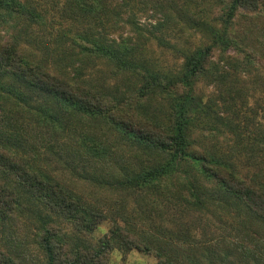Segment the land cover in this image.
I'll use <instances>...</instances> for the list:
<instances>
[{"label":"rangeland","instance_id":"obj_1","mask_svg":"<svg viewBox=\"0 0 264 264\" xmlns=\"http://www.w3.org/2000/svg\"><path fill=\"white\" fill-rule=\"evenodd\" d=\"M63 1L22 0L27 7L22 14L2 9L0 35L10 37L33 63L58 68L61 57L80 50L72 43L76 33L99 30L110 38L127 37L136 60L155 69H172L181 65L185 52L209 43L226 24L227 5L221 0H109L110 10L98 14L68 13ZM29 10H38L41 19L31 17ZM232 21L228 33L245 50L236 52L223 44L213 50L212 73L201 74L193 84L203 106L192 114L190 136L195 146L211 150L236 174L264 184V15L239 13ZM77 57L74 66L68 61L61 68L100 91L113 92L123 112L134 111L162 127L171 123L173 103L168 91L155 89L139 96L135 92L141 75L115 71L107 57L81 59L80 53ZM65 107L38 86L0 75V143H11L37 169L68 186L99 222L90 235L85 234L38 203L29 204L37 210L35 215L1 214L0 245L20 262L46 264L36 239L46 214L58 222L61 237L72 244L91 242L112 221L125 218L155 232L167 246L179 245V264H190L191 255L202 256L210 249L215 254L206 257L217 264H257V260L264 264V225L243 215L237 197L224 192L196 162L178 161L159 183H130L160 160V153L121 132L107 139L109 133L103 131L98 138L95 129L100 121L68 114ZM100 143L108 145L107 160L81 154H93ZM198 197L201 203L194 202ZM244 248L253 249V254H246ZM156 260L155 255L135 248L125 254L116 249L109 254L108 264H156Z\"/></svg>","mask_w":264,"mask_h":264},{"label":"trees","instance_id":"obj_2","mask_svg":"<svg viewBox=\"0 0 264 264\" xmlns=\"http://www.w3.org/2000/svg\"><path fill=\"white\" fill-rule=\"evenodd\" d=\"M221 1L227 5L224 18L226 24L215 31L209 43L185 52L178 68L155 69L143 61H138L130 55L132 46L127 37L110 38L106 33L98 30L97 33L85 31L76 33L72 43L80 50L76 52L72 49L73 54H65L66 57H61L58 68H51L39 62L33 63L10 37L0 35V75L16 76L26 84L50 92L66 105L65 109L68 110L66 112H70L68 114L78 113L80 118L84 116L85 119L100 121L101 129L97 126L95 129L98 138L104 136L103 131L109 133L107 139L121 132L122 135H132L145 142L149 147L148 150L154 152L157 150L162 158L155 160L156 163L146 168L145 173L133 177L130 183H159L160 178H167L174 171L178 161L190 158L208 176L214 178L224 192L229 196L237 197L236 199L242 203L244 212L247 213L243 215L250 216L264 225V184L236 174L233 169L221 162L220 157L212 155L211 150L207 151L206 148L195 146L190 136V126L194 121L192 114L203 106L198 103L199 98L194 92L193 84L201 74L212 73L213 50L219 44L233 47L236 52L239 49L245 50L242 44H238L235 36L228 33L233 17L239 13L247 16L256 13L264 15V0ZM63 7L68 13L75 14L78 11L107 13L111 8L109 0H64ZM5 8L10 12L22 14L27 7L22 0H0V11ZM29 13L31 17L41 19L38 10H29ZM79 53L81 59L95 55L101 58L107 57L114 64L115 71H130L141 75L142 81L135 92L139 96H146L155 89H164L172 94L171 123L162 127L159 123L153 124L140 115L136 116L134 111L130 114L123 112L113 92L100 91L94 84L81 79V76L75 73L70 75L61 68L68 61L74 66L79 59L77 57ZM95 147V150H92L93 154L88 151L81 154L99 162L107 160L108 145L100 143ZM118 183L122 184V181L119 180ZM186 189L189 190L190 187ZM178 193L181 195L180 192ZM193 199L194 202H202L199 197ZM30 203L43 205L55 214L57 220L70 221L85 234L90 235L99 223L97 217L90 216L80 196L68 186L37 169L11 143H0V215L18 216L19 212L38 214L35 208L29 207ZM54 220L46 214L42 216L40 230L36 236L46 258V264H108L109 254L112 251L118 249L125 254L134 248L155 255L156 264L181 262L179 252L182 248H178L179 245L170 242V246H167L165 240L155 232L131 223L125 218L112 221L108 230L91 242L76 241L73 244L61 237L64 234H61L58 222ZM242 220L246 223L248 219L243 217ZM244 250L248 255L253 254V249L244 248ZM208 254L213 255L215 251L210 249L202 256L193 254L188 261L190 264H217L213 259L206 257ZM258 262L259 260L257 264ZM0 264L24 263L0 245Z\"/></svg>","mask_w":264,"mask_h":264}]
</instances>
